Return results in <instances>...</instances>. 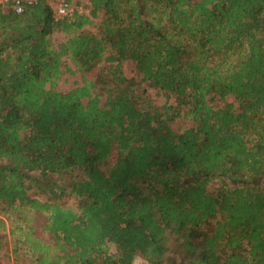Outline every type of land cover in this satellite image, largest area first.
Here are the masks:
<instances>
[{
    "label": "trees",
    "instance_id": "16d2710c",
    "mask_svg": "<svg viewBox=\"0 0 264 264\" xmlns=\"http://www.w3.org/2000/svg\"><path fill=\"white\" fill-rule=\"evenodd\" d=\"M90 1L74 19L44 2L0 12V229L14 251L264 264V0ZM65 71L81 79L60 90Z\"/></svg>",
    "mask_w": 264,
    "mask_h": 264
},
{
    "label": "rangeland",
    "instance_id": "374dc122",
    "mask_svg": "<svg viewBox=\"0 0 264 264\" xmlns=\"http://www.w3.org/2000/svg\"><path fill=\"white\" fill-rule=\"evenodd\" d=\"M53 39L54 41H62L65 39V33L58 30L53 33ZM70 65L73 69L76 70V67L73 65L72 62H70ZM123 69L125 73L129 77H134L137 80H140L141 74L137 71L135 68L134 63L131 60H124L123 61ZM81 76L79 72H69L65 71L61 78L59 79L58 88L60 90H68L74 85V81L80 80ZM147 93L152 97V99L155 101L157 105H161L166 101V96L158 91L157 88L145 85ZM233 96L229 95L227 100L233 101ZM219 100H215L217 103ZM236 102V101H235ZM222 103V101L220 102ZM192 123V119L189 117H177L175 120L171 122V125L176 129H182ZM116 152H114L110 157V162L108 164L102 165L103 168H107L109 165H111L115 159H116ZM44 217H37L36 221L34 222L36 227V233L38 236L43 238L51 237V235L43 230L42 223L44 221ZM14 237H12L8 230L6 229H0V264H35V261L32 258L31 253L27 250V247L25 245L21 246L18 250V252L14 251V244H13ZM172 249L177 248L180 243V239L178 235L174 234L172 235ZM143 258L137 257L136 262H143Z\"/></svg>",
    "mask_w": 264,
    "mask_h": 264
},
{
    "label": "built area",
    "instance_id": "2783aa9c",
    "mask_svg": "<svg viewBox=\"0 0 264 264\" xmlns=\"http://www.w3.org/2000/svg\"><path fill=\"white\" fill-rule=\"evenodd\" d=\"M48 4L59 18L74 19L77 14L89 13L90 0H0V12L13 9L23 12L27 8L39 3Z\"/></svg>",
    "mask_w": 264,
    "mask_h": 264
}]
</instances>
